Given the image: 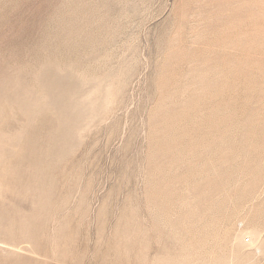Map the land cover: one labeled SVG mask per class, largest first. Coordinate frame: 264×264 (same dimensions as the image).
<instances>
[{
    "label": "rangeland",
    "instance_id": "374dc122",
    "mask_svg": "<svg viewBox=\"0 0 264 264\" xmlns=\"http://www.w3.org/2000/svg\"><path fill=\"white\" fill-rule=\"evenodd\" d=\"M0 186V264H264V0H0Z\"/></svg>",
    "mask_w": 264,
    "mask_h": 264
},
{
    "label": "bare ground",
    "instance_id": "6f19581e",
    "mask_svg": "<svg viewBox=\"0 0 264 264\" xmlns=\"http://www.w3.org/2000/svg\"><path fill=\"white\" fill-rule=\"evenodd\" d=\"M3 163V162H2ZM7 166V165H6ZM5 172V171H4ZM159 175V174H158ZM20 179H22V178H20ZM17 184H19L20 185V183H17ZM16 184V185H17ZM35 184V183H34ZM33 184H31V186H32ZM15 186V185H14ZM1 187V186H0ZM16 187V186H15ZM27 187H28V184H27ZM34 187V186H33ZM9 188V187H8ZM29 189H31V187L29 188ZM19 190H20V188H19ZM18 190V191H19ZM32 190H30V192H31ZM2 192V191H1ZM29 193V192H28ZM16 196V195H15ZM20 198V197H19ZM34 198V197H33ZM16 199H18V198H16ZM26 202V201H25ZM26 204V203H25ZM24 207H25V205H23ZM3 209V208H2ZM1 210V209H0ZM8 210L9 209H3V211L1 210L0 211V217L2 218V219H0V220H2V222L4 223L5 222V226H7V227H9L10 228V223H7L6 222V220L9 218L8 217V214H7V212H8ZM31 210V209H30ZM18 211H14V213L12 214V216H11V218H15L16 220H18L19 221V223L20 224H27L28 222H29V218L30 217H28L27 219H26V217H25V215H22V212L21 213H19L18 212V214H16ZM9 220V219H8ZM18 223V224H19ZM173 223V222H172ZM1 224V223H0ZM4 226V225H3ZM20 227V226H19ZM25 227H26V225H25ZM1 228V227H0ZM9 228H7V229H9ZM6 229V228H5ZM4 229V230H5ZM25 229H27V231H28V227L27 228H25ZM25 231V230H24ZM156 231V230H155ZM245 232V231H244ZM243 232V233H244ZM249 233V235L248 236H250L251 237V241L253 242V240L255 239V233H254V231L253 232H251V231H249L248 232ZM10 234V233H9ZM27 235V234H26ZM241 237H242V235H241ZM239 238V237H238ZM255 241V240H254ZM178 244V243H177ZM182 247V246H181ZM166 250V249H165ZM180 250V249H179ZM165 252V251H164ZM183 252V251H182ZM176 254V253H175ZM87 256V255H86ZM157 258V257H156ZM87 259V258H86ZM155 260V259H154ZM159 260V259H158ZM160 262V261H159ZM60 263V262H59Z\"/></svg>",
    "mask_w": 264,
    "mask_h": 264
}]
</instances>
